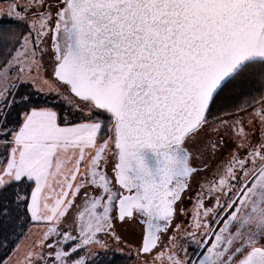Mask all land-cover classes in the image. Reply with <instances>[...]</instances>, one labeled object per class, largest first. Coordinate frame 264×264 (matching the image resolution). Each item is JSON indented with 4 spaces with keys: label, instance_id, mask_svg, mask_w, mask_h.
I'll return each mask as SVG.
<instances>
[{
    "label": "snow or ice",
    "instance_id": "1",
    "mask_svg": "<svg viewBox=\"0 0 264 264\" xmlns=\"http://www.w3.org/2000/svg\"><path fill=\"white\" fill-rule=\"evenodd\" d=\"M264 264V0H0V264Z\"/></svg>",
    "mask_w": 264,
    "mask_h": 264
},
{
    "label": "rangeland",
    "instance_id": "2",
    "mask_svg": "<svg viewBox=\"0 0 264 264\" xmlns=\"http://www.w3.org/2000/svg\"><path fill=\"white\" fill-rule=\"evenodd\" d=\"M126 264H131V261H127Z\"/></svg>",
    "mask_w": 264,
    "mask_h": 264
}]
</instances>
